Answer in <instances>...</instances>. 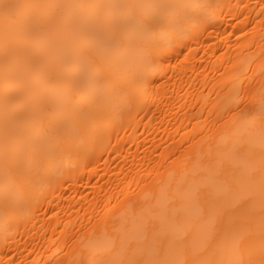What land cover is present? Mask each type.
Instances as JSON below:
<instances>
[{"label": "bare ground", "instance_id": "1", "mask_svg": "<svg viewBox=\"0 0 264 264\" xmlns=\"http://www.w3.org/2000/svg\"><path fill=\"white\" fill-rule=\"evenodd\" d=\"M21 2L169 7L125 10L120 46L80 36L105 10H52L9 44L7 120L0 22V264H127L154 234L216 259L195 249L221 209L218 227L248 216L258 245L264 0Z\"/></svg>", "mask_w": 264, "mask_h": 264}, {"label": "snow or ice", "instance_id": "2", "mask_svg": "<svg viewBox=\"0 0 264 264\" xmlns=\"http://www.w3.org/2000/svg\"><path fill=\"white\" fill-rule=\"evenodd\" d=\"M94 8L103 9L104 15H93L81 20L80 36L82 38H95L102 40L108 46H120L124 43V37L114 38V32L119 29L122 33L127 32L132 20L125 10L136 7H169V6H145V5H53L39 3H24L21 0H0V22L5 38V113L7 120V110L10 95L9 74L11 65L8 61V49L12 38L22 39L28 32L35 28H43L51 19L52 10L70 8ZM53 93L55 84L50 85ZM49 105H42V112L49 109ZM5 158L8 162L9 147L7 142L8 129H5ZM264 148V144H262ZM261 214L259 217V244H255L249 239L253 234L252 220L248 216L239 218L230 216L223 226L218 227L219 217L227 209L214 211L207 221L208 227L199 242L196 251L218 253L216 259L190 260L187 255L188 245L182 240L165 238L159 234H154L150 244L151 256L142 260H130L127 264H264V178L261 181ZM243 200L237 202V206ZM203 216V209H199ZM186 235V234H185ZM123 243V242H122ZM115 240L112 241V247ZM110 250V249H108ZM176 251L185 253L178 258L172 254ZM258 256V259H257ZM96 264H124L122 261H99Z\"/></svg>", "mask_w": 264, "mask_h": 264}]
</instances>
